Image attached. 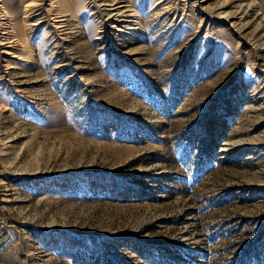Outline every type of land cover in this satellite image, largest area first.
Segmentation results:
<instances>
[{"label": "rangeland", "instance_id": "rangeland-1", "mask_svg": "<svg viewBox=\"0 0 264 264\" xmlns=\"http://www.w3.org/2000/svg\"><path fill=\"white\" fill-rule=\"evenodd\" d=\"M0 264H264V0H0Z\"/></svg>", "mask_w": 264, "mask_h": 264}, {"label": "bare ground", "instance_id": "bare-ground-1", "mask_svg": "<svg viewBox=\"0 0 264 264\" xmlns=\"http://www.w3.org/2000/svg\"><path fill=\"white\" fill-rule=\"evenodd\" d=\"M203 1H205V0H203ZM28 7H31V5H30V6H27V8H28Z\"/></svg>", "mask_w": 264, "mask_h": 264}]
</instances>
